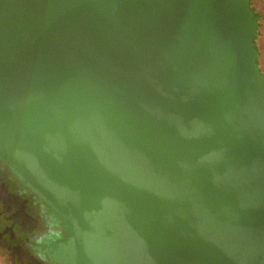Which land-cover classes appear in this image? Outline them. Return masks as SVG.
<instances>
[{"label":"water","instance_id":"1","mask_svg":"<svg viewBox=\"0 0 264 264\" xmlns=\"http://www.w3.org/2000/svg\"><path fill=\"white\" fill-rule=\"evenodd\" d=\"M250 0H0V167L50 264H264Z\"/></svg>","mask_w":264,"mask_h":264},{"label":"flooded vegetation","instance_id":"2","mask_svg":"<svg viewBox=\"0 0 264 264\" xmlns=\"http://www.w3.org/2000/svg\"><path fill=\"white\" fill-rule=\"evenodd\" d=\"M49 230L38 203L0 167V253L4 264H50L37 254Z\"/></svg>","mask_w":264,"mask_h":264},{"label":"rangeland","instance_id":"3","mask_svg":"<svg viewBox=\"0 0 264 264\" xmlns=\"http://www.w3.org/2000/svg\"><path fill=\"white\" fill-rule=\"evenodd\" d=\"M252 8L260 15V28L257 37V47L260 53L259 65L262 71H264V0H250ZM0 264H4V260L0 253Z\"/></svg>","mask_w":264,"mask_h":264}]
</instances>
